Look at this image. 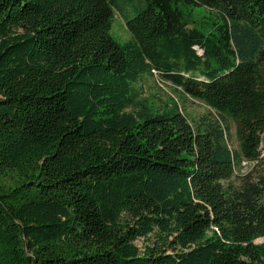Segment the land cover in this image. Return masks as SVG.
<instances>
[{
	"label": "trees",
	"instance_id": "trees-1",
	"mask_svg": "<svg viewBox=\"0 0 264 264\" xmlns=\"http://www.w3.org/2000/svg\"><path fill=\"white\" fill-rule=\"evenodd\" d=\"M262 151L264 0H0V264H264Z\"/></svg>",
	"mask_w": 264,
	"mask_h": 264
},
{
	"label": "rangeland",
	"instance_id": "rangeland-1",
	"mask_svg": "<svg viewBox=\"0 0 264 264\" xmlns=\"http://www.w3.org/2000/svg\"><path fill=\"white\" fill-rule=\"evenodd\" d=\"M208 13L209 11L205 8H198L194 11L191 10V18L205 21L206 18L204 17L207 16ZM111 33L115 39L120 42L129 40L131 37L124 21L117 13H115L113 17ZM134 89L140 99H145L154 107H163L172 101L176 102L191 123L197 121L207 110L203 104L183 94L180 89L171 85L169 82L162 81L156 73L155 75H145L139 78L134 84ZM230 136V145L233 146L235 141L233 135L230 134ZM262 156H264V151H262ZM246 168L247 166H243L241 172L246 171ZM262 200L264 201V196ZM135 243L139 247H142L145 242L142 239H138Z\"/></svg>",
	"mask_w": 264,
	"mask_h": 264
}]
</instances>
